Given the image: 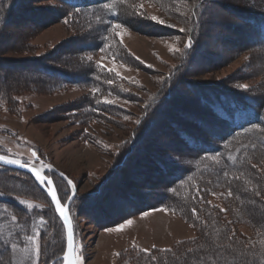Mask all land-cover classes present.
I'll return each instance as SVG.
<instances>
[{
  "label": "rangeland",
  "instance_id": "374dc122",
  "mask_svg": "<svg viewBox=\"0 0 264 264\" xmlns=\"http://www.w3.org/2000/svg\"><path fill=\"white\" fill-rule=\"evenodd\" d=\"M200 1V9L194 11L199 20L196 26L192 9ZM241 1L126 0L128 11L133 17L146 19L163 30L142 24L148 26L151 33L142 34L124 27L113 32L132 56L133 61L129 59L127 64L115 62L101 54L91 58L94 65L114 72L125 80H113L100 73L102 79L98 88L68 87L54 92H47L42 87L37 77L39 74H34L35 68L29 64L35 58H44L71 37H84V31L64 25L61 19L45 24L53 19L49 16V10L65 12L52 0H24L25 4L17 0L18 4L14 5L16 13L6 18L4 26L1 23L3 19L0 20V61H4L8 67H0V154L20 160L21 163L42 162L72 182L76 190L72 204L76 232L74 241L83 264H128L129 254L125 253L121 257L120 254L132 250L133 246L149 251L154 246L156 249L164 246L179 253L183 247V250L199 247L196 243L175 247L181 241L196 238L197 233L171 212L167 219L172 218L173 223L159 213L154 217H142L140 215L143 213H140L116 226L103 225V218L112 219L118 210L125 209L121 205L126 200L119 195L120 192L126 195V192L119 188V197H115L114 188L121 184L116 180L113 188L110 186L107 190L112 196L109 199L108 194L105 195V187L101 185L106 182V175L117 176V170L109 172L112 165L119 163L120 154L126 150V145L133 137H142L149 127L155 138L169 145V139L175 135L171 124L168 126L174 135L167 133L170 137L165 140L162 136L163 127L157 124V113L149 112L148 115L146 111L157 91L168 95L164 87L171 90L175 87V93L181 89L187 91L186 84L189 83L198 88L241 90L264 100V58L252 47L242 49L244 44L237 41L241 35L236 29L243 22L235 18L232 11L222 7L230 5L239 9L243 6ZM257 1L259 7H264V0ZM153 16L164 23L153 21ZM189 28L196 32V36L193 35L196 39L192 47L186 49ZM72 43L67 41L65 45H60V50L73 47ZM70 68L76 67L71 65ZM176 69L177 73L173 75ZM171 76H174V80L170 82ZM240 85H246V88ZM144 113L150 116L149 119L144 117ZM153 123L154 128L151 126ZM33 153H37L42 160L36 161L37 157ZM137 157V161L143 158L141 155ZM133 159L135 154L128 158V163ZM246 163L254 177L264 185V153L252 155ZM122 177L130 183L126 179L127 175ZM248 181L240 183L238 188L242 191L251 188L248 202L229 196V186L223 190L211 187L206 195L209 207L219 210L222 215L220 218L226 224L234 216L232 213L237 214L235 216L239 217V223L232 229L233 236L246 241V246H242L245 250L249 245L253 247L256 244L254 240L264 234V228L262 232L256 229L264 219V190L261 185L256 187ZM61 187L62 190H70L69 184L63 180ZM0 193H3L0 195V264L5 252L8 264H32L34 245L26 237L34 233H39L42 260L59 255L62 248L61 228L52 217L47 201L31 182L24 176L0 172ZM135 193L142 194L140 191ZM229 197L233 202L232 208L236 209L233 212L230 207L232 213L224 202ZM21 200L26 203L21 204ZM95 201L97 204L92 206ZM28 204L33 205V208L29 209ZM245 204L249 205L247 211L242 210ZM17 206L21 207V213L16 211ZM37 206H42L43 210ZM13 215L17 218L15 222L12 221ZM41 216L47 223L41 222ZM129 219L132 220L130 225L126 223ZM135 225L140 227L141 233L129 235L128 232L135 231ZM162 226L169 231L168 240L159 231ZM173 241L176 243L173 244ZM12 244L17 245L15 251L11 249ZM259 248L257 246L253 250L255 254H261V264H264L263 252ZM175 264L183 263L176 260Z\"/></svg>",
  "mask_w": 264,
  "mask_h": 264
},
{
  "label": "trees",
  "instance_id": "16d2710c",
  "mask_svg": "<svg viewBox=\"0 0 264 264\" xmlns=\"http://www.w3.org/2000/svg\"><path fill=\"white\" fill-rule=\"evenodd\" d=\"M52 1L57 2L65 12L56 9L49 10V16H52L53 19L46 21L45 24L61 19V23L64 25L84 31V37H71L60 45H65L67 41L72 43L74 40L73 47L60 50L61 46L58 45L52 52H49L44 58L42 57L43 59L35 58L30 64L28 63L34 66L33 72L39 74L37 77L40 78L42 87L47 92L68 87L98 88L102 79L100 73L110 76L113 80H125L116 76L114 72L94 65L88 59L89 56L92 58L94 55L101 54L115 62L127 64L128 60L132 58L127 53L125 46L113 34L114 31L111 27L113 23H122L124 28L142 34L151 33L148 26L163 30L162 27H157L153 23L147 22L146 19L140 20L141 18L133 17L132 13L128 11L126 0ZM22 2L24 3V0ZM201 3V1L198 2L194 10L192 9V19L196 26L199 25V20L194 11L200 9ZM241 3L243 6L239 9L232 8L230 5L222 7L227 11H232L235 18L243 22L236 29L241 35L240 40L237 41L244 44L242 49L252 47L264 58V7H259L257 0H243ZM15 4H18L17 0H0V20L3 19L1 22L3 26L6 18H11L12 14L16 13ZM106 4L110 7L106 8ZM129 13L130 15H128ZM37 18L39 17L37 16ZM142 24L148 26H141ZM195 34L193 28H189L188 39L191 37L194 43ZM193 35L195 36L193 37ZM101 49L103 50L101 51ZM71 65H75L76 68L71 69ZM0 67L8 68L4 61H0ZM176 73L177 69L172 74ZM173 77L171 76L168 81H173ZM164 89L168 95L164 96L166 94L163 95L157 91L147 105L146 111L148 110V115L149 112L157 113L159 117L157 124H161L163 127L164 135L162 136L166 138L165 140L170 137L167 133L175 135L169 139V145H165L161 139L153 136L152 129L149 127L142 137L139 138V135L137 138L133 137V140L126 145V150L120 154L119 163L112 165L113 168L109 171L113 173L117 170V176L106 175V182L101 185L107 192L110 186L113 188L115 185L114 181H119L120 186L114 188L115 197L120 196L126 200L122 201L124 203L121 205H124L125 209L118 210V213L113 214L112 219L103 218L101 223L116 226L134 215L155 209H164L177 215L192 226L197 233L196 238L181 241L175 246L183 247L196 243L199 246L197 249L190 248L191 251H189V248L183 250L185 248L183 247L181 253L171 248H152L150 251L132 249L120 254V257L125 253L129 254L128 264H175L176 260L183 264H261V254H255L256 251L253 249L260 246L259 249L262 250L264 256V234L263 237H257L259 239L254 240L256 244L253 247L249 245L246 250L243 249L242 246H246V241L236 235L233 236L234 230L232 229L239 223V217L232 213V209L233 212L236 209L232 208L231 197L224 200L225 207H228V210L231 207V213L234 215L229 218V223L227 222L230 225H227L224 219L220 218L222 216L220 211L215 207H209L206 195L211 187L223 190L222 188L225 189V186H229L228 191L231 190V196L243 198L248 202V196H250L248 192H252L251 188L245 191L238 189L240 183L247 180H249V184H254L256 187L261 185L264 190V185L259 183L257 177H254L252 169L246 163L247 158L251 159L252 155L264 153V100L260 96L244 93L241 90L237 92L225 88H198L189 83L186 84L187 91L181 89L180 93L178 91L173 93L175 87L172 90L169 87H164ZM158 96L163 97L158 98ZM147 113H144V117L147 116L149 119L150 116L148 117ZM169 124H171L174 134L168 126ZM151 126L154 128V123ZM132 154H135V159L131 162L129 160L128 163L127 160ZM139 155L143 158L137 161L136 157ZM33 156L37 157L36 161L42 160L37 156V153H33ZM0 172L24 176L43 195L52 217L61 228L62 248L59 255H62L65 250V232L47 195L26 173L2 166H0ZM122 175H127L126 179L130 183L123 179ZM47 176L53 179L55 185H59V197H63L66 190L70 195L68 188L62 190V180L60 181L52 173H47ZM119 188L126 192V195L120 192L118 196ZM136 191H140L142 194L135 193ZM107 194L109 199H112L110 191L105 195ZM74 201L73 199L70 204L69 214L72 218L74 240L76 241L72 205ZM127 203L128 205H126ZM1 204L3 203L1 202ZM95 204H97L96 201L92 206ZM243 206V211L249 209V205ZM20 208L15 209L20 212ZM193 209L196 210L195 215H193ZM255 224L257 226V223ZM263 226L264 219L262 224L256 228L258 232H262ZM237 253L240 254L237 256ZM57 256L58 254L50 258L55 260ZM7 259L5 252L1 264H8L9 260ZM51 260L49 264H51Z\"/></svg>",
  "mask_w": 264,
  "mask_h": 264
},
{
  "label": "snow or ice",
  "instance_id": "6c2138e0",
  "mask_svg": "<svg viewBox=\"0 0 264 264\" xmlns=\"http://www.w3.org/2000/svg\"><path fill=\"white\" fill-rule=\"evenodd\" d=\"M105 7H110V5H105ZM153 21H157V18L155 16L151 17ZM160 24H163V21H157ZM65 23H67V20H65ZM171 27V25H168ZM112 30L116 32V30L124 27L122 23L116 22L111 25ZM181 31H184V29H180ZM192 47V39L189 37L187 43L185 44L186 49H190ZM103 49H101L102 51ZM89 60H91V56L88 57ZM241 88H246V85H240ZM110 102V101H109ZM0 162H2L5 165H17L20 167H24L25 165L21 163L20 160L9 158L7 155H0ZM255 167V165H253ZM33 175L35 176V179L41 184L44 185L45 181H47V185L50 187L48 188V195L51 198V202L54 204V211L58 214L59 218L62 221V226L67 229V237H66V251H63L62 255H58L55 260H51V258L42 260V252H41V244L39 242V233H34L31 235H28L26 239L34 245V255L32 264H49V261L51 260V264H83V260L81 255L78 254L77 248L75 247V241H74V227L72 218L68 211V201H69V192L66 190L65 195L63 197H59V185H55L53 179L51 177H47L46 174H42L40 171H38L35 168L31 169ZM63 175V174H61ZM227 175V174H225ZM68 184L71 185L72 182L69 180ZM75 187L72 186L71 189V198L75 199ZM231 190H229L228 195L231 196ZM0 195H3V193H0ZM257 195L259 193L257 192ZM21 204H25L26 201L21 200ZM42 211V206H37ZM28 208H33V205L28 204ZM193 215L196 214V210L193 209ZM16 216H12V221H16ZM41 222L47 223L46 220H44L43 216L40 217ZM128 225L132 223V220L129 219L126 221ZM123 227V226H121ZM7 247V246H6ZM17 248L16 244L11 245V249L15 251ZM27 251V249H25ZM82 252V248L80 250ZM147 251V250H145ZM191 251V249H189Z\"/></svg>",
  "mask_w": 264,
  "mask_h": 264
},
{
  "label": "water",
  "instance_id": "95a60500",
  "mask_svg": "<svg viewBox=\"0 0 264 264\" xmlns=\"http://www.w3.org/2000/svg\"><path fill=\"white\" fill-rule=\"evenodd\" d=\"M23 164L25 166L24 167H20V166H17V165H5L2 162H0V166H2V167H6V168H9V169L17 170V171H20V172L28 174L35 181V183L42 189V191L47 195V197H48V199H49V201H50V203H51V205H52V207L54 209V204L51 202V198L48 195V188L50 186L47 185V181H45L44 185H41L35 179V176L33 175L31 169L35 168L38 171H40L42 174H46L48 172L53 173V174H55L56 176H58L59 178H61L63 181H65L67 183H68L69 180L64 175H61V173H59L58 171H55L51 166L45 165L42 162H31V163H23ZM69 186H70V190H71L73 185L71 184ZM72 201H73V199L71 198V193H70L69 201H68V205H67L68 206V211H69V207H70V204H71ZM56 215L59 218L57 213H56ZM60 221H61V219H60ZM61 223H62V221H61ZM64 232H65V250L64 251H66V237H67V229L66 228H64Z\"/></svg>",
  "mask_w": 264,
  "mask_h": 264
},
{
  "label": "crops",
  "instance_id": "0c3cea01",
  "mask_svg": "<svg viewBox=\"0 0 264 264\" xmlns=\"http://www.w3.org/2000/svg\"><path fill=\"white\" fill-rule=\"evenodd\" d=\"M157 213H159L160 215H163L164 217H165V219L166 220H169V221H171L172 223H173V220H172V218H170V219H167V215L170 213L169 211H167V210H164V209H155V210H151V211H147V212H145V213H143V214H141L140 216H149V215H151V216H156V215H158ZM141 217V218H142ZM148 218V217H147ZM146 219H144L143 221H145ZM122 225V224H121ZM121 225H118V226H121ZM117 226V227H118ZM145 228H147V227H145ZM157 229H159L158 227H156ZM154 229V230H157V229ZM161 229H159V231H160V233H162L163 235H165L166 236V238L165 239H169L168 237H170V235H169V231H167V229H166V227L165 226H162V227H160ZM141 233V229H140V227L139 226H137V225H135V231H132V232H128V234L130 235V234H135V235H137V234H140ZM178 241H180V240H176V242H178ZM176 242H172L173 244L174 243H176ZM170 243V242H169ZM171 243V244H172ZM132 249H138V250H142V251H145L146 250V248L145 249H141V247H139V246H133V247H131ZM152 248H157V247H152ZM161 249H168L169 247H160Z\"/></svg>",
  "mask_w": 264,
  "mask_h": 264
}]
</instances>
